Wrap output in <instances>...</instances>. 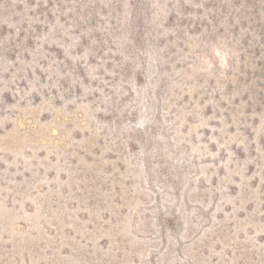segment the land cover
I'll list each match as a JSON object with an SVG mask.
<instances>
[{"label":"rangeland","instance_id":"obj_1","mask_svg":"<svg viewBox=\"0 0 264 264\" xmlns=\"http://www.w3.org/2000/svg\"><path fill=\"white\" fill-rule=\"evenodd\" d=\"M0 264H264V0H0Z\"/></svg>","mask_w":264,"mask_h":264}]
</instances>
